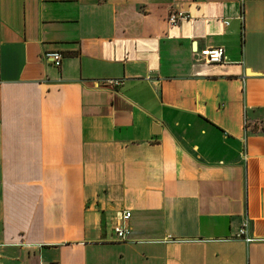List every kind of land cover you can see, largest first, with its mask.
<instances>
[{
    "label": "crops",
    "instance_id": "0c3cea01",
    "mask_svg": "<svg viewBox=\"0 0 264 264\" xmlns=\"http://www.w3.org/2000/svg\"><path fill=\"white\" fill-rule=\"evenodd\" d=\"M0 264H264V0H0Z\"/></svg>",
    "mask_w": 264,
    "mask_h": 264
},
{
    "label": "built area",
    "instance_id": "2783aa9c",
    "mask_svg": "<svg viewBox=\"0 0 264 264\" xmlns=\"http://www.w3.org/2000/svg\"><path fill=\"white\" fill-rule=\"evenodd\" d=\"M189 19V16L183 12L172 11L169 15V23L175 25L183 20ZM201 58L204 62L209 64L221 63L224 60L225 49L222 47H209L200 52ZM46 58L53 61L57 67L62 64L63 56L59 52H49L46 54ZM106 84L111 86L123 85V81L120 80H109ZM130 212H121L118 215V222L115 227L117 239L119 241L127 240L130 235V229L127 227V222L131 218ZM238 237L244 239L246 242H252L254 239L248 237V225L245 223L238 233Z\"/></svg>",
    "mask_w": 264,
    "mask_h": 264
}]
</instances>
